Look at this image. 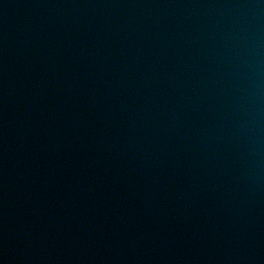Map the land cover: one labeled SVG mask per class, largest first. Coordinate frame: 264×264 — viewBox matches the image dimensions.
<instances>
[{
  "label": "water",
  "instance_id": "water-1",
  "mask_svg": "<svg viewBox=\"0 0 264 264\" xmlns=\"http://www.w3.org/2000/svg\"><path fill=\"white\" fill-rule=\"evenodd\" d=\"M0 264H264V0H0Z\"/></svg>",
  "mask_w": 264,
  "mask_h": 264
}]
</instances>
